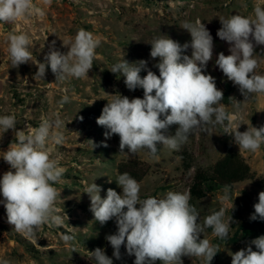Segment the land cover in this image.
<instances>
[{"label":"rangeland","instance_id":"374dc122","mask_svg":"<svg viewBox=\"0 0 264 264\" xmlns=\"http://www.w3.org/2000/svg\"><path fill=\"white\" fill-rule=\"evenodd\" d=\"M33 3L42 14L34 13L15 23L0 22V116L14 115L16 130L25 131L39 127L45 119L55 120L58 116L62 121L58 131L65 137L63 144L56 145L51 140L46 143L50 159L57 160L65 169L60 182L53 185L60 192L54 214L60 216L62 222L59 225L46 223L34 236L27 237L7 222L6 210L0 204V264H96L89 253L96 248L103 249L113 264H134L135 257L128 256L123 246L122 259L116 260L113 256V249L105 237L116 233L115 220L104 225L94 220L85 188L94 182L101 187L102 198H106L109 188L120 194L117 166L122 161L137 160L149 168L139 182L141 199L164 198L168 191L188 193L196 169L210 171L224 155L225 145L241 155L250 168L251 178L234 184L230 188V198L223 201V187L210 186L206 196L195 205L201 224L222 207L226 211L225 220L232 216L227 239L216 237L212 228H206L200 236L218 246L219 252L211 264H231L232 253L264 235V221L250 220L258 194L264 191L261 185L264 144L255 153L239 150L234 137L224 134L223 128L216 125L211 132L197 130L190 134L188 142L178 151L158 146V158L150 157L146 150L128 155L119 153V136L106 139V129L96 121L112 98L108 94L143 98V89L128 90L125 78L109 71L113 65L123 59L129 63L143 59L148 62V68L159 75L158 68L154 67L159 58L150 57L152 40L166 35L183 45L191 40L190 33L181 28L183 22L199 20L213 37V59L207 65L206 74L215 77L217 88L222 90L221 103L233 122L241 125L239 131H246L251 125L264 126V93L252 94L246 103L237 107V102H243L244 97L215 65L219 53L230 55V45L216 35L221 27L219 19L235 14L254 16V7H264V0H51V3L33 0ZM80 29L100 40L93 68L85 78L56 81L49 67L44 80H36L34 75L38 69L31 61L18 67L11 65L7 51L9 34H27L33 58L44 62L53 41L57 50L67 52L63 42L74 39ZM255 52L260 57L256 72L264 75V45L256 46ZM185 54L190 56L191 49ZM146 74L143 70L140 73L141 77ZM64 95L69 97V102L61 104ZM177 127L170 126L169 134L174 135ZM14 141L13 130L4 133L0 128V152L7 151ZM103 143L108 146L104 147ZM182 150L191 156L189 170L180 161ZM9 170L10 165L0 157V178ZM0 200H3L2 195ZM63 235L73 239L66 243ZM252 247L255 251V246ZM182 260L183 264H206L202 257L184 256Z\"/></svg>","mask_w":264,"mask_h":264},{"label":"clouds","instance_id":"9594fccd","mask_svg":"<svg viewBox=\"0 0 264 264\" xmlns=\"http://www.w3.org/2000/svg\"><path fill=\"white\" fill-rule=\"evenodd\" d=\"M45 3H51V0H45ZM34 13L42 14L33 0H0L2 23H15ZM219 20L221 27L216 35L230 45V55L219 53L215 65L244 97L243 102H237L239 107L252 94L264 93V75L256 72L260 57L255 52L256 46L264 45V7L255 6L254 16L235 14ZM181 28L190 33V42L181 45L162 35L150 43V57L159 58L154 65L159 75L149 69L148 62L143 59L133 63L123 59L109 70L125 78L128 90L143 89V98L129 99L119 93L108 94L112 98L96 121L106 129L105 138L119 136V153L135 155L146 150L150 157L158 158V146L178 151L193 132L208 133L220 125L224 134L234 137L239 150L257 152L264 144V126L251 125L246 131H239L241 125L233 122L226 106L221 103L223 92L217 88L215 77L206 74L207 65L213 59L212 35L199 20L194 23L185 21ZM7 42L13 67L31 61L38 69L34 75L36 80H44L50 67L56 81L88 76L100 45V40L91 32L80 29L74 39L63 42L67 52L57 50L53 41L44 62H39L29 51L31 40L27 34H9ZM189 48L190 56L185 54ZM142 70L147 73L143 77L140 75ZM67 102L69 97L64 95L60 103ZM16 123L14 115L0 116V128L4 133L11 129L15 135L8 150L0 152L3 153L0 157L10 165V170L0 178V195L3 197L0 204H3L7 222L13 229L32 237L44 224L59 225L62 222V218L54 214L60 192L53 185L60 182L65 169L57 160L50 159L46 143L51 140L61 145L65 137L62 131H58L62 127L58 116L55 120L45 119L39 127L27 131L16 130ZM172 125L178 126L174 135L169 134ZM103 146L108 145L103 143ZM116 182L122 189L120 194L109 188L106 198H102V189L94 182L84 192L90 198V211L95 221L104 225L115 220L116 233L106 235L105 239L116 260L122 259L123 246L128 256L135 257L134 264H156L157 261L160 264H183L184 256L202 257L206 264H211L219 252L218 246L200 236L206 228H212L216 237L227 239L233 218L224 219L226 211L223 207L208 215L201 224L198 223V210L189 203L190 194L187 192L168 191L164 198L141 199L140 184L130 174L118 175ZM229 198L230 187L225 185L221 199ZM253 207L250 220L264 221V191L258 194V202ZM62 239L67 243L73 237L63 235ZM89 253L96 264H113L112 258L101 248ZM231 256V264H264V235L251 240L246 248Z\"/></svg>","mask_w":264,"mask_h":264},{"label":"trees","instance_id":"16d2710c","mask_svg":"<svg viewBox=\"0 0 264 264\" xmlns=\"http://www.w3.org/2000/svg\"><path fill=\"white\" fill-rule=\"evenodd\" d=\"M180 161L187 170L191 168L188 164H191L192 159L186 150L180 152ZM117 172L118 175L127 172L139 183L148 174L149 168L137 160H130L120 162ZM250 178V168L241 155L231 146L225 145L224 155L212 165L210 171L196 169L188 186L189 203L196 208L195 202L206 196V190L210 186L228 185L231 188L234 184ZM261 185L264 188V178L261 180Z\"/></svg>","mask_w":264,"mask_h":264}]
</instances>
